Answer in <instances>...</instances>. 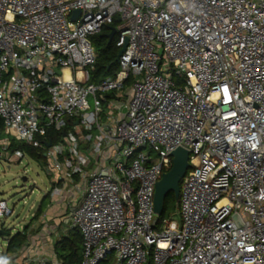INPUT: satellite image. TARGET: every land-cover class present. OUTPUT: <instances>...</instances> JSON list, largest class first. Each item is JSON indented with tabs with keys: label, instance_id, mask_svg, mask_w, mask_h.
<instances>
[{
	"label": "built area",
	"instance_id": "2783aa9c",
	"mask_svg": "<svg viewBox=\"0 0 264 264\" xmlns=\"http://www.w3.org/2000/svg\"><path fill=\"white\" fill-rule=\"evenodd\" d=\"M115 19L126 49L93 82L91 36ZM0 117L3 152H42L46 195L70 200L81 264H264V0H0ZM178 147L190 167L161 221ZM51 232L2 264L47 263Z\"/></svg>",
	"mask_w": 264,
	"mask_h": 264
},
{
	"label": "rangeland",
	"instance_id": "374dc122",
	"mask_svg": "<svg viewBox=\"0 0 264 264\" xmlns=\"http://www.w3.org/2000/svg\"><path fill=\"white\" fill-rule=\"evenodd\" d=\"M123 112H126V109ZM5 152L0 161V200H6L14 213L11 216L0 218V259L4 261L7 257L4 252L7 248L8 237L3 235L2 231L13 236L19 231H25L27 225H31L28 235H31L30 238H35L46 226L54 232L49 233L51 236L48 237V244L44 246L41 259L47 258L48 261L44 264H61L54 255L55 243L62 235L69 233V225L64 224L62 218L66 217L67 212L69 213L70 200L64 199L63 203L58 206V211L53 215L46 213L36 218L38 206L52 189V178L40 161L28 155L20 160L15 153ZM8 157L11 158L8 159ZM80 196L81 193L77 196L76 202L80 201ZM175 218L181 220L180 215H176ZM29 249L32 250L31 245ZM2 255L3 258H1ZM101 264H113V258Z\"/></svg>",
	"mask_w": 264,
	"mask_h": 264
},
{
	"label": "trees",
	"instance_id": "16d2710c",
	"mask_svg": "<svg viewBox=\"0 0 264 264\" xmlns=\"http://www.w3.org/2000/svg\"><path fill=\"white\" fill-rule=\"evenodd\" d=\"M117 25L118 21L115 19L112 25L104 26L99 33L91 36L92 43L97 53L95 69L92 72L93 82H98L106 77L114 76L119 69L116 58L120 49L116 45L115 38H113L111 42H109L108 39L111 27H116ZM6 138L7 134L5 132V124L3 119L0 117V161L1 157H3V142ZM9 142L10 143L7 147L8 152L14 153L16 151H22L34 159H37V161L43 162L44 156L42 152H39L30 145L14 138H11ZM47 197H50V195H45L43 198V201L40 203L36 211V218L44 212L46 207L45 199ZM178 205L179 201H177L175 194L170 192L165 200L164 212L160 217L161 221L171 215V213L176 212ZM27 229L28 226L25 231H19L13 236L7 233L5 234L10 237L6 248L7 253H17L22 249L28 241ZM55 253L61 264H81L83 258V237L79 229H70L68 234L62 235L59 239H57L55 243ZM1 260L2 259H0V263L2 262Z\"/></svg>",
	"mask_w": 264,
	"mask_h": 264
},
{
	"label": "water",
	"instance_id": "95a60500",
	"mask_svg": "<svg viewBox=\"0 0 264 264\" xmlns=\"http://www.w3.org/2000/svg\"><path fill=\"white\" fill-rule=\"evenodd\" d=\"M79 10L74 12V16L79 14ZM116 33V28L111 27V32L108 34L109 42L112 41ZM127 44L119 51L116 60L119 61L121 54L125 51ZM52 142H48L47 146L50 147ZM173 166L172 168L163 173L162 178L156 184L154 205L155 212L158 216H162L164 212L165 200L170 192L175 194L177 201L180 200V184L185 176L188 168L190 167V153L184 147H178L172 152ZM26 180V178H24ZM4 235V232H1Z\"/></svg>",
	"mask_w": 264,
	"mask_h": 264
},
{
	"label": "crops",
	"instance_id": "0c3cea01",
	"mask_svg": "<svg viewBox=\"0 0 264 264\" xmlns=\"http://www.w3.org/2000/svg\"><path fill=\"white\" fill-rule=\"evenodd\" d=\"M80 195V194H79ZM82 197H83V191H82V193H81V196H80V201L82 200ZM77 200V197H76V199H75V201ZM43 201V200H42ZM41 201V202H42ZM79 201V202H80ZM45 204H46V207H45V209H44V212L42 213V214H49V215H53L54 214V212H57L58 211V209H59V205L60 204H62L63 203V201L62 200H56V199H52V198H50V197H47L46 199H45ZM78 202V203H79ZM39 207V206H38ZM41 214V215H42ZM56 214V213H55ZM40 215V216H41ZM67 216H68V212H67V215H66V217H63L62 219H63V222H64V224H66V222H65V220L67 219ZM68 225V224H67ZM28 226V225H27ZM26 226V227H27ZM68 229H71V228H68ZM29 230V227H28V229H27V231ZM4 256H2L1 258H3ZM6 260V258H4V261ZM3 263V261L0 263V264H2Z\"/></svg>",
	"mask_w": 264,
	"mask_h": 264
},
{
	"label": "bare ground",
	"instance_id": "6f19581e",
	"mask_svg": "<svg viewBox=\"0 0 264 264\" xmlns=\"http://www.w3.org/2000/svg\"><path fill=\"white\" fill-rule=\"evenodd\" d=\"M66 76H67V77L69 76V73H68V71H66Z\"/></svg>",
	"mask_w": 264,
	"mask_h": 264
}]
</instances>
